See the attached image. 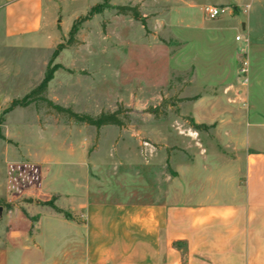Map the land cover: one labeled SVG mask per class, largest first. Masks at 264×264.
Wrapping results in <instances>:
<instances>
[{"label":"rangeland","instance_id":"rangeland-1","mask_svg":"<svg viewBox=\"0 0 264 264\" xmlns=\"http://www.w3.org/2000/svg\"><path fill=\"white\" fill-rule=\"evenodd\" d=\"M92 1L64 23L54 50L0 48V133L5 138L0 137V207L13 225L31 222V235L41 217L52 212L51 200L65 209L73 206L66 196H46L54 190L79 196L84 180L95 185V178L113 190L124 177L130 181L127 196L163 200L178 189L182 166L197 159H226L233 136L244 137L236 134L244 133L249 108V72H240L248 60L244 45L238 50L235 86L203 84L196 70L203 8L225 0ZM99 4L106 6L104 11L90 17ZM116 6H138L146 27L118 15ZM220 7L230 8L225 15L238 11ZM74 25L75 43L69 45ZM234 37L232 32L229 39ZM208 38L204 43L211 42ZM60 44L67 47L50 64ZM50 68L55 72L49 99L92 116L122 107L127 126L98 131L42 102L11 109ZM194 123L209 129L197 131ZM74 179L82 183L81 190Z\"/></svg>","mask_w":264,"mask_h":264},{"label":"crops","instance_id":"crops-1","mask_svg":"<svg viewBox=\"0 0 264 264\" xmlns=\"http://www.w3.org/2000/svg\"><path fill=\"white\" fill-rule=\"evenodd\" d=\"M89 2L0 0V48L54 50L64 23ZM214 4L238 11L216 20L203 16L199 79L235 86L243 45L249 62V108L244 133L236 131L244 137L233 136L227 158L182 166L178 189L157 201L127 196L130 181L124 177L113 190L95 178L97 185L84 180L83 191L74 179L79 196L56 190L46 194L72 201L68 209L56 205L71 218L48 206L52 212L41 217L33 235L31 222L13 225L0 207V264H264V0ZM232 32L234 40L229 39ZM205 34L211 42L204 43L209 40Z\"/></svg>","mask_w":264,"mask_h":264},{"label":"trees","instance_id":"trees-1","mask_svg":"<svg viewBox=\"0 0 264 264\" xmlns=\"http://www.w3.org/2000/svg\"><path fill=\"white\" fill-rule=\"evenodd\" d=\"M106 6L99 4L92 8L90 12V17L95 16L98 14H101ZM114 9L117 10L118 15H124V16H131L133 19L140 21L141 24L146 27V20L142 17V14L140 12V8L138 6H116ZM76 34V25L73 26L71 32H70V39H69V45H73L75 43L74 35ZM65 44H60L56 51L53 54V57L51 59L50 64L52 61L56 58L58 53L66 49ZM55 69H48L44 78L42 81L36 85L32 90H30L29 93H27L21 100L13 101L11 104V109L14 108H28L33 104H36L38 102L44 103L48 108L53 109L56 111L58 115H61L63 117H66L68 120L78 123L87 125L90 127H94L98 131L104 127L107 126H115L118 128H125L128 124V117L126 119L122 116L123 108H119L118 110L114 112H102L97 116H92L89 114H82L75 112L72 108H66L61 105L56 104L51 99L47 97V91L49 89V84L53 80ZM185 101V100H184ZM193 128L197 131H206L209 129L206 125H198L193 124ZM0 137L2 139H5L4 136L0 133ZM1 203V202H0ZM48 206L52 208L56 213L62 214L65 218H71V216L64 212L62 209L58 208L54 200H51L48 203Z\"/></svg>","mask_w":264,"mask_h":264},{"label":"built area","instance_id":"built-area-1","mask_svg":"<svg viewBox=\"0 0 264 264\" xmlns=\"http://www.w3.org/2000/svg\"><path fill=\"white\" fill-rule=\"evenodd\" d=\"M230 8L226 7H220V6H214V5H208L203 8L204 16L209 20H216L226 14L227 11H229ZM242 38L239 36L237 37V41H241ZM245 52H243L244 55ZM243 68L240 70L242 75H246L248 73V67L249 62L247 59L243 62ZM245 84L248 83V79L244 81Z\"/></svg>","mask_w":264,"mask_h":264}]
</instances>
